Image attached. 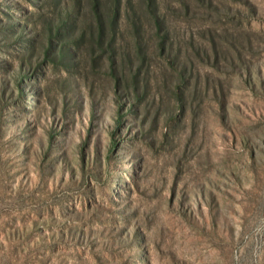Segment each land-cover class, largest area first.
<instances>
[{
  "label": "rangeland",
  "instance_id": "374dc122",
  "mask_svg": "<svg viewBox=\"0 0 264 264\" xmlns=\"http://www.w3.org/2000/svg\"><path fill=\"white\" fill-rule=\"evenodd\" d=\"M0 264H264V0H0Z\"/></svg>",
  "mask_w": 264,
  "mask_h": 264
}]
</instances>
